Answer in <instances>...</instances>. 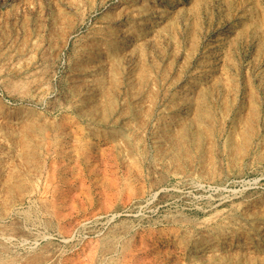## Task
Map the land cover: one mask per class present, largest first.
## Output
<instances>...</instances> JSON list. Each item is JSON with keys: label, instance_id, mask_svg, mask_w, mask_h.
<instances>
[{"label": "rangeland", "instance_id": "obj_1", "mask_svg": "<svg viewBox=\"0 0 264 264\" xmlns=\"http://www.w3.org/2000/svg\"><path fill=\"white\" fill-rule=\"evenodd\" d=\"M0 243L264 264V0H0Z\"/></svg>", "mask_w": 264, "mask_h": 264}, {"label": "built area", "instance_id": "obj_2", "mask_svg": "<svg viewBox=\"0 0 264 264\" xmlns=\"http://www.w3.org/2000/svg\"><path fill=\"white\" fill-rule=\"evenodd\" d=\"M117 218L116 213L100 214L84 221L72 235V240L93 241L100 239Z\"/></svg>", "mask_w": 264, "mask_h": 264}, {"label": "crops", "instance_id": "obj_3", "mask_svg": "<svg viewBox=\"0 0 264 264\" xmlns=\"http://www.w3.org/2000/svg\"><path fill=\"white\" fill-rule=\"evenodd\" d=\"M116 256L118 257H122L125 255H123L122 253H119L118 255H114L113 253H111L108 250L102 251L101 255L98 258V262L97 264H114V261L116 259Z\"/></svg>", "mask_w": 264, "mask_h": 264}, {"label": "bare ground", "instance_id": "obj_4", "mask_svg": "<svg viewBox=\"0 0 264 264\" xmlns=\"http://www.w3.org/2000/svg\"><path fill=\"white\" fill-rule=\"evenodd\" d=\"M3 216H4V215H3ZM5 216H6V215H5ZM7 220H8V219H7ZM10 221H11V220H10ZM13 222H14V221H13ZM6 223H7V222H6ZM10 223H11V222H10ZM14 224H15V223H14ZM14 224H13V225H14ZM4 226H5V225H4ZM13 229H14V228H13ZM16 230H17V229H16ZM19 230H20V229H19ZM19 230H18V231H19ZM13 233H14V232H13ZM17 233H18V232H17ZM3 234H4V233H3ZM15 235H16V234H15ZM24 235H25V234H24ZM5 236H7V235H5ZM11 236H12V235H11ZM20 237H21V236H20ZM1 238H2V237H1ZM24 238H25V236H24ZM4 239H5V238H4ZM1 240H2V239H1ZM0 244H1V243H0ZM11 245H12V244H11ZM7 246H8V244H7ZM5 247H6V246H5ZM3 248H4V247H3ZM5 249H6V248H5ZM2 250H4V249H2ZM2 250H1V248H0V251H1V252H3ZM1 252H0V253H1ZM6 252H7V251H6ZM8 253H9V252H8ZM14 255H15V254H14ZM7 256H8V255H7ZM3 258H4V257H3ZM1 260H2V259H1ZM6 261H7V260H6Z\"/></svg>", "mask_w": 264, "mask_h": 264}]
</instances>
